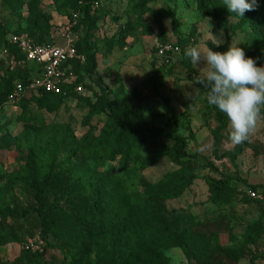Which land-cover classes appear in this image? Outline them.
Returning a JSON list of instances; mask_svg holds the SVG:
<instances>
[{
  "label": "rangeland",
  "instance_id": "obj_1",
  "mask_svg": "<svg viewBox=\"0 0 264 264\" xmlns=\"http://www.w3.org/2000/svg\"><path fill=\"white\" fill-rule=\"evenodd\" d=\"M74 2L0 0V72L9 55L3 38L60 35L71 26ZM94 9L95 27H80L76 34L96 45L86 78L89 98L74 95L53 111L39 108L31 97L18 106H0V264H120L113 258L124 248L113 245L114 232L133 240L127 248L134 253L139 245L162 248L163 264H264V199L248 197L251 186L264 188V119L247 141L230 143L226 114L208 104L207 89L197 84L204 63L194 65L185 56L189 46L226 51L239 43L264 65V0H256L243 17L229 12L224 0H97ZM159 38L175 48L166 61L153 52ZM218 38L219 47L213 43ZM92 107L97 112L89 117ZM116 120L145 124L138 131L140 156L123 164L120 157L103 161L90 153ZM171 131L178 153L167 135ZM163 150H171V156ZM33 158L36 176L27 167ZM75 167L103 174L99 181L85 179L79 197L66 186ZM181 167L195 175L191 185L178 198H157L151 184ZM46 174L60 176L45 195L47 203L58 206L47 216V229L27 183L34 179L41 186ZM115 178L129 203L110 214L103 196L114 190ZM224 180V190L213 194L211 184ZM94 193L99 198L90 218ZM151 213L158 233L137 241ZM78 215L94 238L81 239L74 231ZM170 227L184 235L171 240ZM135 257L141 264H158L151 250Z\"/></svg>",
  "mask_w": 264,
  "mask_h": 264
},
{
  "label": "trees",
  "instance_id": "obj_2",
  "mask_svg": "<svg viewBox=\"0 0 264 264\" xmlns=\"http://www.w3.org/2000/svg\"><path fill=\"white\" fill-rule=\"evenodd\" d=\"M97 4V0H75L74 5L71 7V14H76L77 19L75 25L72 27V31L74 34L78 33L80 27L86 28L87 30L92 29L95 27L98 21V14L96 9L92 11L94 5ZM7 32L11 31V26H6ZM90 34V32H89ZM27 36V35H24ZM28 37V36H27ZM33 40L36 44H42L48 41L47 38H32L28 37ZM78 40L76 45L79 42V49L78 53L83 57V61L74 60L70 62V66L72 69L73 74L75 75L74 83L71 86L63 87V93L60 94H53L47 93L42 90H39L37 93H33L27 91L26 94L22 97V99L15 104V106L20 105L22 102L26 100L27 97H31L39 108H42L46 111H53L61 106L65 99L71 98L74 95L82 96L84 98H89L90 95H80L73 91L74 86L81 84L83 87L91 93L89 90L90 85L86 83V78L89 76L90 71H92L93 63H94V52L96 51L95 42L90 41L89 43H84L82 36H77ZM161 43H165V41L159 38ZM3 42L6 48L9 50V55H13L16 59L21 60L24 56L19 52L15 45H12L8 38H3ZM177 47L176 44H174ZM80 47H82L80 49ZM155 53L156 50L153 49ZM186 59V63H188V59ZM83 65L85 67H83ZM37 67H27L26 65L23 67H16L14 70L10 71L6 68L3 74H0V106H11L6 104V99L9 91L12 89L13 82H21L24 87H28L29 83L31 82V76L35 74ZM102 96L105 100H107V93L105 89H101ZM29 95V96H28ZM219 111V110H218ZM97 110L92 107L88 114L89 117H93L96 114ZM219 113H221L219 111ZM145 127L143 122L139 123V126H134L129 123H125L119 120H116L112 126H109L105 132L98 138L97 143L91 148L90 153L91 155L100 160H110L114 161L117 157H120L122 160V164L130 157H139L140 150H141V139L143 138L142 134L138 131ZM171 130H174V125H171ZM171 141L174 142L173 151L177 152V147L179 145L178 138L174 136L173 132L171 131L167 134ZM164 154L171 156V150H163ZM181 155L180 153L178 154ZM27 167L35 173L34 175H38L39 169L34 162V158L30 159L27 162ZM99 181L100 178L103 177V174L96 172L90 168H80L75 167L72 170V175L66 181V186L69 187L71 193H73L74 197H79L85 189V179L91 178ZM58 178V179H57ZM195 175L191 171H187L184 168H180L178 171H175L170 174L164 175L160 181L156 182L158 184H151V188H154V192L157 198L161 200H168L174 199L181 196L184 190L191 185ZM60 180L59 175H51L46 174L43 177L42 185L39 186L38 183L34 180H28L29 186L33 189L35 193V198L38 201V208L35 209L38 217L41 219V222L45 229L48 228L47 216L49 213H56L58 211V206L54 205L53 203H47L45 195L52 189L53 185ZM116 186L114 190L108 191L104 194L105 200V209L110 214L113 212H118L122 208L124 209L129 203L128 196L125 194L122 183L115 178ZM227 186V181H217L211 184V191L213 194L220 193L224 190V187ZM249 192H254L256 194H260L261 198H252L249 196L250 199L253 200H263L264 199V188H260L259 186H251ZM85 198V197H84ZM99 198L97 193H94L89 199L92 201L90 204V218H93L96 214V203ZM136 207H138L137 202L134 203ZM148 210V208L144 207ZM148 227L144 230L143 237L137 236V241L143 239L149 235L158 233L157 231V218L154 213L149 214L147 218ZM74 231L78 232V236L82 239L86 238H94L93 236L90 237V232L87 231L85 226L81 224V216L78 215L74 218ZM113 229V227H111ZM132 233H137L134 228H131ZM114 246L123 249L122 252L118 255V257L113 258V262H119L120 264H141L140 260H136L135 256H145L148 251H153L155 261L158 264H163L167 262V258L163 255L162 248L156 247V245H150L149 247H143L139 245L135 248V253L133 250L127 248V242L133 241L131 238H127L126 236H121V232H114ZM184 235L183 232L170 227L168 231V236L171 240H177V238ZM136 242V240H135ZM97 243H100L97 241ZM123 243V246H120ZM255 258L253 257L252 260Z\"/></svg>",
  "mask_w": 264,
  "mask_h": 264
},
{
  "label": "clouds",
  "instance_id": "obj_3",
  "mask_svg": "<svg viewBox=\"0 0 264 264\" xmlns=\"http://www.w3.org/2000/svg\"><path fill=\"white\" fill-rule=\"evenodd\" d=\"M224 4L229 12L243 17L246 11L254 10L256 0H224ZM213 43L219 47L223 40L214 39ZM238 45L231 43L226 51L194 46L185 50L194 65L204 63L197 84L207 89L208 104L226 114L233 145L247 141L264 119V65H258Z\"/></svg>",
  "mask_w": 264,
  "mask_h": 264
},
{
  "label": "built area",
  "instance_id": "obj_4",
  "mask_svg": "<svg viewBox=\"0 0 264 264\" xmlns=\"http://www.w3.org/2000/svg\"><path fill=\"white\" fill-rule=\"evenodd\" d=\"M77 15L72 14L71 26H68L60 35H51L49 40L42 44H36L27 36H9L8 41L17 47L24 56L18 60L13 55H8L7 68L12 71L16 67H23L26 64H34L37 70L31 76L28 87H24L21 82H13L12 89L6 99L7 105L18 103L27 91L37 93L42 90L47 93H63V87L71 86L74 83L75 75L72 72L70 62L74 60L83 61V57L78 53L76 34L73 35L72 28L76 23ZM159 58L164 57L166 61L169 53L174 51V47L168 43H159L155 48ZM2 75L3 73L0 72ZM73 91L80 95H88V91L83 85L74 86ZM251 197L261 198L260 194L249 192Z\"/></svg>",
  "mask_w": 264,
  "mask_h": 264
}]
</instances>
